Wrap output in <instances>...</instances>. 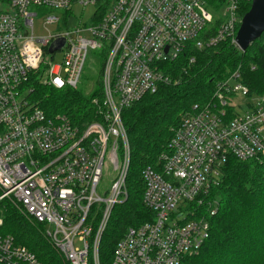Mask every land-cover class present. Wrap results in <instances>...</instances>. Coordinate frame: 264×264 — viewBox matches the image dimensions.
Returning a JSON list of instances; mask_svg holds the SVG:
<instances>
[{
  "label": "built area",
  "instance_id": "2783aa9c",
  "mask_svg": "<svg viewBox=\"0 0 264 264\" xmlns=\"http://www.w3.org/2000/svg\"><path fill=\"white\" fill-rule=\"evenodd\" d=\"M99 2L0 0V214L12 206L41 225L63 264H102L100 238L112 208L128 196L123 110L172 81L161 63L188 43L202 50L229 38L237 47L242 17L239 0H111L100 18L95 10L87 25H68L72 5ZM31 7L65 15L46 14L47 34L35 36ZM89 49L103 55L102 96L91 100L96 118L76 123L66 113L47 115L30 81L76 89ZM229 156L264 158V93L249 91L239 67L182 115L157 168L142 170V204L152 220L128 227L106 264H179L197 253L217 208L205 198ZM103 166L114 173L106 196L97 193ZM2 224L0 215V264H40Z\"/></svg>",
  "mask_w": 264,
  "mask_h": 264
},
{
  "label": "trees",
  "instance_id": "16d2710c",
  "mask_svg": "<svg viewBox=\"0 0 264 264\" xmlns=\"http://www.w3.org/2000/svg\"><path fill=\"white\" fill-rule=\"evenodd\" d=\"M102 0L97 17L109 7ZM251 0H239V15L250 7ZM214 27L211 29V33ZM193 57L194 61L190 62ZM170 75L169 84H160L154 93L143 95L122 112L129 144L126 176L127 199L112 208L99 244L102 264L110 261L116 242L128 227L152 220V213L142 204L144 182L142 170L157 168L158 155L178 125L182 115L194 103H204L212 95L216 82L239 67L242 82L251 93H264V31L244 52L229 38L202 50L190 43L173 60L161 63ZM254 66V69L251 67ZM34 98L47 115L66 113L76 123L94 120L92 98H101L100 78L97 87L84 93L80 89H55L34 79ZM220 182L212 186L207 201H216L215 214L209 217V236L199 251L185 255L179 264H264V158L239 160L229 156L222 167ZM1 231L13 236L35 254L40 264H63L43 234V227L8 206L2 212Z\"/></svg>",
  "mask_w": 264,
  "mask_h": 264
},
{
  "label": "rangeland",
  "instance_id": "374dc122",
  "mask_svg": "<svg viewBox=\"0 0 264 264\" xmlns=\"http://www.w3.org/2000/svg\"><path fill=\"white\" fill-rule=\"evenodd\" d=\"M102 0H100L101 2ZM33 11L36 12V16L33 17V34L35 36H44L47 34V30L43 28V19L46 14L52 13L56 14L59 17H63L65 12L63 10H50V9H43L37 7H31ZM70 12V19L68 20V25H77L81 23V25H87L90 20L91 16L96 10V6L88 5L82 9L81 6L72 5ZM47 29L52 33H56L57 29L54 25H48ZM86 35V33H84ZM102 53L99 49H89L85 63L82 69L80 81L78 84V89L83 91L84 93H89L93 91L97 87V82L100 78V72L102 68ZM114 177V173L111 167L103 166L102 175L100 182L97 187V193L100 196H106L105 191H107L112 183Z\"/></svg>",
  "mask_w": 264,
  "mask_h": 264
},
{
  "label": "water",
  "instance_id": "95a60500",
  "mask_svg": "<svg viewBox=\"0 0 264 264\" xmlns=\"http://www.w3.org/2000/svg\"><path fill=\"white\" fill-rule=\"evenodd\" d=\"M264 31V0H251L249 9L242 15L239 27L235 34V42L241 52ZM59 42L49 49L53 52Z\"/></svg>",
  "mask_w": 264,
  "mask_h": 264
},
{
  "label": "bare ground",
  "instance_id": "6f19581e",
  "mask_svg": "<svg viewBox=\"0 0 264 264\" xmlns=\"http://www.w3.org/2000/svg\"><path fill=\"white\" fill-rule=\"evenodd\" d=\"M66 89V88H65Z\"/></svg>",
  "mask_w": 264,
  "mask_h": 264
}]
</instances>
